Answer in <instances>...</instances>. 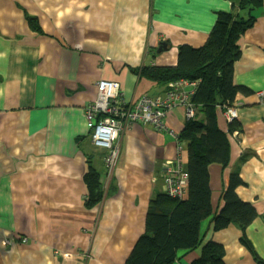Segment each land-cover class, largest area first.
I'll return each mask as SVG.
<instances>
[{
  "label": "crops",
  "instance_id": "1",
  "mask_svg": "<svg viewBox=\"0 0 264 264\" xmlns=\"http://www.w3.org/2000/svg\"><path fill=\"white\" fill-rule=\"evenodd\" d=\"M233 1L0 0V264H124L146 230L150 201L166 192L165 165L178 155L186 108L172 109L164 130H127L110 175L85 106L101 79L119 81L124 102L163 95L165 87L133 68L177 65L179 46H203ZM255 15L234 65L235 82L251 90L234 103L242 132L230 135L229 165L213 164L210 173L214 211L239 170L245 183L237 193L258 216L245 232L235 223L215 230L207 219L202 245L179 254L183 264L208 241L224 245L226 264L264 261V7ZM161 42L168 49L158 53ZM225 120L222 113L224 130ZM181 156L186 164V146ZM91 167L104 188L94 207L85 204Z\"/></svg>",
  "mask_w": 264,
  "mask_h": 264
},
{
  "label": "trees",
  "instance_id": "2",
  "mask_svg": "<svg viewBox=\"0 0 264 264\" xmlns=\"http://www.w3.org/2000/svg\"><path fill=\"white\" fill-rule=\"evenodd\" d=\"M263 7L264 0H234L232 11L217 13V20L203 46H179L177 65L133 68L136 73L165 87L166 91L170 83L181 78L199 80L200 84L192 96L196 115L187 118L178 135L179 143L188 150V161L184 164L189 174L187 194L181 198L159 193L150 201L146 230L124 264H183L179 254L202 245V226L207 219H212L215 230L235 223L245 232L258 216L256 207L237 193V188L245 183L239 170L231 172L222 193L223 207L214 211L210 167L229 165L230 135L242 132L238 119L226 122L224 130L220 127V118L240 94L251 93L248 87L235 82L234 65L242 53V36L256 22L255 11ZM27 17L31 25L40 30L37 18ZM85 179L88 185L85 204L94 207L104 196L101 177L91 167ZM243 239L251 245L245 236ZM254 254L259 260L257 253ZM225 255L223 244L208 241L202 255L190 264H226ZM259 262L264 264L263 260Z\"/></svg>",
  "mask_w": 264,
  "mask_h": 264
},
{
  "label": "built area",
  "instance_id": "3",
  "mask_svg": "<svg viewBox=\"0 0 264 264\" xmlns=\"http://www.w3.org/2000/svg\"><path fill=\"white\" fill-rule=\"evenodd\" d=\"M199 84V80L181 78L170 83L169 89L163 95H143L128 103L122 99L119 81L101 79L97 82V97L86 104L85 116L92 143L107 153L105 164L110 175L118 161L121 137L134 125H153L159 130H164L165 117L177 106L186 108L187 118L195 117L197 107L192 103V96ZM223 114L227 123L238 117L234 105L226 107ZM235 134H239V131ZM178 135H175L178 155L175 159L166 161L164 184L166 193L184 198L188 191L189 174L182 160L183 145L179 143ZM23 240L25 241V238Z\"/></svg>",
  "mask_w": 264,
  "mask_h": 264
},
{
  "label": "water",
  "instance_id": "4",
  "mask_svg": "<svg viewBox=\"0 0 264 264\" xmlns=\"http://www.w3.org/2000/svg\"><path fill=\"white\" fill-rule=\"evenodd\" d=\"M168 49V44L166 42H161L157 52L160 53L164 50H167Z\"/></svg>",
  "mask_w": 264,
  "mask_h": 264
},
{
  "label": "rangeland",
  "instance_id": "5",
  "mask_svg": "<svg viewBox=\"0 0 264 264\" xmlns=\"http://www.w3.org/2000/svg\"><path fill=\"white\" fill-rule=\"evenodd\" d=\"M174 108H175V107H174ZM174 108H173V109H174ZM186 117H187V116H186ZM91 140H92V139H91ZM183 147H184V146H182V149H183ZM100 149H101V148H100ZM102 150H103V149H102ZM104 151H105V150H104ZM118 159H119V157H118Z\"/></svg>",
  "mask_w": 264,
  "mask_h": 264
},
{
  "label": "bare ground",
  "instance_id": "6",
  "mask_svg": "<svg viewBox=\"0 0 264 264\" xmlns=\"http://www.w3.org/2000/svg\"><path fill=\"white\" fill-rule=\"evenodd\" d=\"M106 136V135H105Z\"/></svg>",
  "mask_w": 264,
  "mask_h": 264
}]
</instances>
